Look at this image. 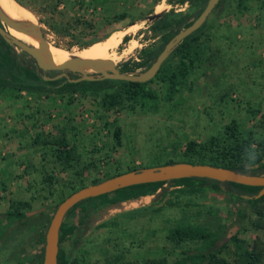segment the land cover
I'll list each match as a JSON object with an SVG mask.
<instances>
[{
  "label": "rangeland",
  "instance_id": "1",
  "mask_svg": "<svg viewBox=\"0 0 264 264\" xmlns=\"http://www.w3.org/2000/svg\"><path fill=\"white\" fill-rule=\"evenodd\" d=\"M11 1V17L39 26L52 56H78L108 40L106 52L98 58L110 59L117 67L138 60L159 44L162 32L150 28L153 19L148 15L171 9L190 14L193 9L174 0ZM120 13L124 16L114 19ZM128 26L132 27L121 31ZM205 26L208 58L188 74L185 86L170 100L157 80L146 86L158 99L143 108L127 103L105 109L99 96L73 91L0 92V264H18L23 256L29 261L37 246L35 227L19 230L16 222L4 217L12 205L26 202L30 208L23 209V216L35 226L38 213L46 219L69 194V183L88 185L90 179L116 170L160 165L169 158L177 161L187 140L201 143L212 137L225 144L230 141L226 126L232 119L242 132H253L243 164L249 168L264 164V153L257 146L264 134V13L253 2L239 11L234 0H225L221 8L209 12ZM12 30L7 28L21 37L22 32ZM131 41L135 46L129 49ZM114 126L120 128L117 142ZM62 136L71 148L67 162L56 159L51 149L52 141ZM16 142L22 145L16 148ZM21 148L27 156L19 157ZM163 188L67 216L65 222L79 226L82 219L84 226L74 244L69 238L60 244L67 260L71 264H143L161 257L170 261L183 251H201L203 243L171 241L166 238L168 229L197 226L216 231L220 242L236 231L244 246L256 245L264 264V229L255 226L262 222L264 227V218L250 213L241 222L233 213L228 215L238 203L223 190L188 194L172 185ZM219 256L236 264L230 244Z\"/></svg>",
  "mask_w": 264,
  "mask_h": 264
},
{
  "label": "trees",
  "instance_id": "2",
  "mask_svg": "<svg viewBox=\"0 0 264 264\" xmlns=\"http://www.w3.org/2000/svg\"><path fill=\"white\" fill-rule=\"evenodd\" d=\"M13 1L16 3L18 2L17 0ZM174 1L180 4L186 3L187 6L193 8L192 12L190 14L182 12L173 13L171 9L160 13L158 17L153 19V23L150 25V28L154 32H162L159 44L153 50L144 51L143 55L138 60L123 61L120 63L119 71L130 73L137 68L143 70L149 66L167 40L178 30L190 24L203 9L207 0ZM252 2L254 3V7L264 13V0H234L235 8L239 11L248 9ZM224 3L225 0H218L212 10L221 8ZM123 16L124 14L120 13L113 17L114 19H119ZM206 19L207 17L198 28L183 37L176 44L173 50L160 64L155 75L144 82L109 78L100 80H80L77 82L68 81L66 77L52 79L51 77H54L57 73L56 70L49 72L41 70L36 66L33 58L21 50H19L20 54L15 47L7 44L0 36V92L3 90H10L17 94L19 92L63 93L65 91H73L81 95L90 94L93 97L99 96V103L101 106L105 107V109L121 108L127 103L143 108L146 106V103H155L158 99L155 90L146 86L148 82L150 83L153 80H157L161 84L162 94L165 96V99L170 100L174 93L180 92L182 87L185 86L188 74H190L192 70L197 69V67L208 58L209 31L205 29ZM102 39L93 43L99 42ZM125 39L126 37L124 36L123 40ZM134 46L135 41H131L129 49ZM44 76L46 78H44ZM70 76V78L74 77L73 75ZM113 128V137L117 142L119 140L120 128L118 126H114ZM226 130L228 133L226 138L230 141H225V144L214 141L212 137L206 142L201 143L194 140H187L184 143L183 150L178 152L179 159L177 161L206 163L249 174L261 173V170H264V164H258L255 168H249L242 162L246 149H248L251 141L254 140L253 132L251 130L242 132L234 119L231 120L230 125L226 126ZM43 143L46 145L50 144L48 141H44ZM52 144L51 149L53 156L61 162H67L71 148L70 145L68 146L65 138L62 136L60 139L52 141ZM257 146L258 150L264 153V134L257 142ZM173 162L176 161L169 158L162 164ZM132 169L135 168L128 167L123 171L116 170L110 175L94 177L89 180V184L99 182L107 177ZM46 180H50V176H47ZM163 184L172 185L177 191L188 194L202 193L208 189L223 190L229 198L238 203L233 210L228 212V215L233 213L235 218L241 222L244 218H249L250 213L255 214L256 217L260 216L264 218V194L257 198L252 197L260 189L258 185L218 181L205 177H182L128 185L107 193L85 198L78 201L67 210L59 227L56 263L71 264L64 255L60 244L66 238H69L74 244L76 242L75 236L82 234L84 231V226L81 225L82 219L79 220L80 225L77 226L65 222L67 216L73 214L74 211H80L84 215L88 207L92 209L98 206L112 205L124 200H133L139 196L153 194L157 189L163 191ZM83 185V182H80L77 186L69 183L67 187L70 189V192H72ZM64 197L65 196L61 197L59 202ZM29 208L26 202H21L19 205L17 204L9 207L3 212V215L6 219L16 222L18 225L17 229L19 230H21L23 226H28V228L35 227L37 231L35 235V245L37 244L35 252L30 255L31 258L29 261H26V257L23 256L17 263L24 264V262H26V264H42L44 233L52 214L46 219L42 218L44 220H41L42 214L38 213L37 216H35L38 218V222L35 223V226H32L31 222H29L31 225H28L27 221L29 218L23 216V209ZM54 209L55 206L51 208L52 213ZM262 224V222H259V224L255 226L259 229H264ZM236 234V231L230 232L226 240L220 242L216 231L197 226H174L168 229L166 233L167 239L171 241H201L203 243L202 250L193 253L183 251L180 255L174 256L170 261L165 257H161L150 259L143 264H229L225 258L219 256V253L226 248L228 244L233 247V253L235 254L234 261L236 264H263V259L261 257L262 253L256 250V245L253 244L250 247L244 246L243 241L239 239Z\"/></svg>",
  "mask_w": 264,
  "mask_h": 264
},
{
  "label": "water",
  "instance_id": "3",
  "mask_svg": "<svg viewBox=\"0 0 264 264\" xmlns=\"http://www.w3.org/2000/svg\"><path fill=\"white\" fill-rule=\"evenodd\" d=\"M217 1L218 0H207L203 9L191 21V23L173 34L149 66L138 72H121L117 66H115V63L110 59H86L72 55L59 62L49 53L48 43L43 38L39 26L31 22L16 21L8 17L1 9L0 36L7 44L19 48V50L25 52L28 56L33 58L36 66L43 71H60L56 77L66 76L67 72H78L80 74L74 79L66 77L68 81L77 82L80 80H100L109 78L133 82H144L155 75L156 71L160 67V64L169 55L176 44L183 37L190 34L202 24ZM158 16V14H150L147 18L152 20ZM7 28H12L33 37L37 41V46L30 45L21 39L16 38L7 31ZM44 78L46 77L44 76ZM51 78L54 79V77ZM182 177H205L218 181H231L245 185H258L260 186V189L252 197L257 198L264 194V170L258 174H249L221 166L206 163H189L184 161H176L173 163H164L155 166H145L139 169L127 170L107 177L99 182L79 187L78 189L70 192L56 205L44 233L42 264H57L56 256L58 249L59 227L67 210L78 201L128 185ZM117 203L112 205H116Z\"/></svg>",
  "mask_w": 264,
  "mask_h": 264
},
{
  "label": "bare ground",
  "instance_id": "4",
  "mask_svg": "<svg viewBox=\"0 0 264 264\" xmlns=\"http://www.w3.org/2000/svg\"><path fill=\"white\" fill-rule=\"evenodd\" d=\"M16 7V5H15ZM0 9L3 11V13H5L8 17L12 18L11 16H13V11H12V1L11 0H0ZM22 12V11H21ZM19 17V16H18ZM21 17V16H20ZM22 17H24L22 15ZM16 21H19V22H30V21H25V20H18V19H15V18H12ZM32 23V22H31ZM134 26V25H132ZM132 26H128V27H125V29L121 30L123 32L127 31L129 27H132ZM10 30H12V28H9ZM130 29V28H129ZM11 33L13 34V30L11 31ZM11 34V35H12ZM17 38V37H16ZM22 41L30 44V45H33V46H37V41L27 35V34H24L22 33L21 37H19ZM18 38V39H19ZM110 41H101L100 43H97V44H94L93 46L89 47L88 49L84 50L80 55H78L79 57L81 58H86V59H94V58H98L99 56H101L103 53L106 52L107 50V46L109 45ZM77 56V55H76ZM53 58L57 61H62V60H65L66 57H61V56H53Z\"/></svg>",
  "mask_w": 264,
  "mask_h": 264
},
{
  "label": "flooded vegetation",
  "instance_id": "5",
  "mask_svg": "<svg viewBox=\"0 0 264 264\" xmlns=\"http://www.w3.org/2000/svg\"><path fill=\"white\" fill-rule=\"evenodd\" d=\"M119 69V67H117ZM46 71H52V70H46ZM60 73V71H57V73L54 75V79L60 78V77H56L58 74ZM70 75H73L74 77H72L71 79L77 78L80 74L78 72H67L66 76H61V77H71ZM56 77V78H55Z\"/></svg>",
  "mask_w": 264,
  "mask_h": 264
},
{
  "label": "crops",
  "instance_id": "6",
  "mask_svg": "<svg viewBox=\"0 0 264 264\" xmlns=\"http://www.w3.org/2000/svg\"><path fill=\"white\" fill-rule=\"evenodd\" d=\"M19 144H21L22 145V143L21 142H16L15 143V147L17 148V146H20ZM14 145V144H13ZM18 154H19V157H21L22 155H25L26 153H25V151H24V148H21V149H19L18 150ZM25 156H27V155H25ZM145 195H143V196H139V197H137V198H140V197H144ZM136 199V198H135Z\"/></svg>",
  "mask_w": 264,
  "mask_h": 264
}]
</instances>
